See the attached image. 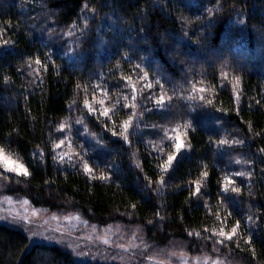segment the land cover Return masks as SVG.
<instances>
[{"label": "trees", "instance_id": "trees-1", "mask_svg": "<svg viewBox=\"0 0 264 264\" xmlns=\"http://www.w3.org/2000/svg\"><path fill=\"white\" fill-rule=\"evenodd\" d=\"M85 16L90 18L82 36ZM0 29H6L3 38L9 41L0 48V147L33 172L27 185L13 181L16 191L5 190L7 195L52 214L78 212L99 227H121L157 251L264 264V153L258 150L264 148V0H0ZM37 57L47 70L35 63ZM137 64L149 73L154 97L163 83L167 110L145 99L149 90L137 79ZM129 75L142 89L136 107L125 106L111 119L119 130L128 113H137L130 144L103 127H113L111 120L97 119L83 105L84 98L97 108L105 99L113 110L134 103L123 80ZM236 77L240 84L233 89ZM98 83L106 96L93 92ZM201 87L204 101L193 91ZM189 122L191 148L160 185L157 165L172 151L167 137ZM62 124L67 126L63 134ZM59 139L70 140L73 153L83 148L95 180L82 166L74 171L68 162L53 160ZM220 139L244 143L225 150L218 147ZM37 151L45 154L43 162ZM202 171L209 176L201 177ZM236 171L246 175L236 177ZM105 174L112 179L101 181ZM225 175L242 191L221 203ZM196 179L200 197L190 196ZM217 215L226 217L229 227L240 220V247L233 243L230 252L213 255L210 241L198 248L187 231L221 227ZM249 235L252 246L245 243ZM0 264L90 263L79 262L60 245L31 246L23 225L0 222Z\"/></svg>", "mask_w": 264, "mask_h": 264}, {"label": "snow or ice", "instance_id": "snow-or-ice-1", "mask_svg": "<svg viewBox=\"0 0 264 264\" xmlns=\"http://www.w3.org/2000/svg\"><path fill=\"white\" fill-rule=\"evenodd\" d=\"M85 8H87V4H85ZM90 17L85 16V30L82 32V36L87 34V20ZM6 29H0V48H7L9 46V41L7 39L3 38L4 32ZM68 35H72L71 31L67 33ZM35 63L37 65H40L41 68L44 70H47L48 65L44 64L42 60L37 57L35 59ZM29 67H31V64H29ZM37 73L40 71V69L35 70ZM136 71L139 73L137 75V79L142 82V89H148V96L145 98L146 100H151L153 103L156 105L157 108L167 110L170 105L167 103L165 95H164V85L163 83L158 82V87H159V95L153 96L151 89L153 88L152 84V79L149 76V73L147 71H140V65H136ZM221 77L223 79H228L227 73H224L221 71ZM123 80L126 82L127 85H130L131 87V94L130 98L134 102L132 104H127L125 103L124 105H121V107L116 108L113 110V108L105 106V99H100L98 101V104L100 105L99 108L93 107V105L90 103L89 99L84 98L83 99V105L84 108L87 110L88 113L92 114L93 116H96L97 119H99L100 116H103L106 118V120H111V123L113 127L109 128L108 123H104L103 127L107 129L108 131L111 132L113 137L119 136L123 142L131 143L130 141V136L131 132L129 131L130 129L133 128V120L136 117V113L134 111H131L130 113L127 114V119L123 120L122 124L120 125V129L118 130L116 127V121L112 120L111 118L113 116H116L119 111L123 110V107H128L129 109H134L136 107L135 101L137 100V93L140 92L142 89H138L137 85L133 82L132 76H126L123 77ZM240 84V78L236 77L235 78V83L233 84V89L236 88L237 85ZM77 89L80 88V85L77 84ZM99 91L102 96H106L107 92L106 89L101 85L97 84L95 88L93 89V92ZM194 92H198L201 95H199V99L201 101L205 100L204 95H202L206 89L201 87L199 89H193ZM195 97H190V99H194ZM129 99L128 96L124 97L125 102ZM168 100H171V97L167 98ZM235 101H236V111L237 114H239V102H240V92H235ZM208 105H213L214 106V100L208 99L207 101ZM75 103V101L73 102ZM257 104L260 103V101L256 102ZM73 105H69V111L72 110ZM222 119V118H218ZM76 123L80 124L83 123L80 120H77ZM191 127V122H189L183 129H181L179 126L173 129V134L168 136V140L171 141L170 147L172 148V151H168L166 153V156L163 158L162 163H159L157 167L160 169L159 173V184L160 185H165V175L169 174L171 171H174V164L177 162V158L181 155L182 152L184 151H189L191 148L190 144L186 143V137L188 136V128ZM67 126L66 125H60L61 133L66 130ZM249 129H251V124H249ZM101 141L103 138H100ZM71 143V141H70ZM244 142L242 140L240 141H233L231 144L227 140L220 139L218 143V147L220 146H226L225 150L232 148L233 145L235 144H243ZM65 145V140L64 139H59L56 144L55 148L60 149ZM260 152L264 153V148L258 149ZM162 151V150H161ZM53 156L54 161H59L60 163L65 162V156H67L66 153H51ZM34 155H39L42 158H44V153L42 151H37L34 153ZM75 157H77V160H74L72 156H67V160L69 163V166L74 167V171H79L80 167L82 166L83 172L89 176L90 179L95 180L97 177L95 175H92L94 172V169L91 167V165L88 162V159H85L83 155V148H81L80 152L74 153ZM236 177H242L245 176L246 173L242 171H236L234 174ZM247 175L250 177L251 172L249 171ZM33 172L30 170V167L28 164H25L22 162L19 157H14L10 153L6 151L4 147H0V190H6V191H16V189L13 188L12 182L15 181L17 185L19 184H25L27 185L28 181L32 178ZM201 177L207 178L209 176V173L207 171H202L200 173ZM101 181H107L111 180L112 176L111 174H105L101 175L99 177ZM191 184V189H190V196H196L200 197L201 196V180L196 179L190 182ZM220 191H221V196L223 199L221 200V203L224 202V200H231L234 199V197L229 196V193H235L239 194L242 191V188L240 185L237 184L236 179H234L232 176L225 175L223 178L222 183L220 184ZM10 199V197L8 198ZM24 203L27 204L29 201L27 199L24 200ZM74 207V206H73ZM136 204L133 203L131 205V208L133 209V215L135 213L136 209ZM90 211V210H88ZM157 216H159V212L156 213ZM228 215L230 216L231 213L229 212ZM79 218V217H77ZM163 217L160 216V221L161 223L163 222ZM216 219L220 222L221 227L219 228H208L205 227L201 231H187V236L192 237L190 243L195 244L198 248H203L205 247L204 244L201 243V241H210L211 244L209 245L212 250H213V255H215L217 252L224 250V251H231V244H235L237 248L240 247L239 239H237L238 234H239V229H240V220L237 219L235 220L231 226L229 227L228 225L224 224V220L226 217H221L219 215L216 216ZM251 217H249V222L251 221ZM87 223V221H85ZM130 223H135V221H130ZM148 223H152L149 221ZM133 239H141V237H137L133 235ZM105 244H108V241H104ZM115 243V242H113ZM142 243L144 244V247L141 248L139 245H136V251L132 252L133 256H140L141 259L138 261V264H149L152 253L157 251V249L151 245L147 241H143ZM245 243L249 246H252L253 241L251 235L248 236V238L245 240ZM116 248L119 249L120 251L112 252L111 256L109 257L107 253H105V257L109 258L111 260H115L117 256H121L125 253H128L130 249L125 246L122 243L116 244ZM151 249V251L149 250ZM243 250V249H242ZM97 251H100L99 249ZM251 253L252 256H256V249L255 247H251ZM83 255H88L87 253H82ZM170 259V256L167 257ZM209 260H211V264H222V262L219 259L212 260L211 257H208ZM197 264H199V260H197ZM249 264H251V261H249Z\"/></svg>", "mask_w": 264, "mask_h": 264}, {"label": "rangeland", "instance_id": "rangeland-1", "mask_svg": "<svg viewBox=\"0 0 264 264\" xmlns=\"http://www.w3.org/2000/svg\"><path fill=\"white\" fill-rule=\"evenodd\" d=\"M136 118H138L137 113L130 132L137 130ZM72 145L70 140L65 139V145L57 149L56 153H66L67 156H72L76 160L77 157L71 151ZM67 156H65V162H68ZM4 191L0 190V222L23 225L29 234L31 246L34 244L60 245L70 251L81 263L138 264L141 259L140 256H133L132 252L136 251V245L143 248L144 244L140 239H133V236L121 227H99L87 221L78 212L52 214L34 208L30 202L25 204V198H14ZM9 197L10 199H8ZM104 241H108V244H105ZM119 243L127 246L130 251L123 254L122 257L117 256L114 261L106 258L105 253L110 257L112 252L120 251L116 248V244ZM98 249L100 251H97ZM159 251L152 253L149 264H197V260H199V264H211V260L206 256L191 258L186 255H176L172 249L169 252ZM169 256L170 259L167 258ZM212 260H216V258H212ZM220 261L222 264H228Z\"/></svg>", "mask_w": 264, "mask_h": 264}]
</instances>
